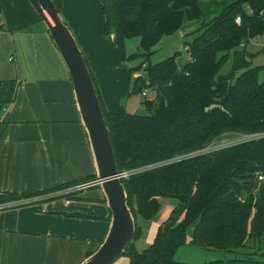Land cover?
<instances>
[{
    "label": "trees",
    "instance_id": "trees-1",
    "mask_svg": "<svg viewBox=\"0 0 264 264\" xmlns=\"http://www.w3.org/2000/svg\"><path fill=\"white\" fill-rule=\"evenodd\" d=\"M202 1L214 0H103L102 34H115L121 61L145 57L147 78L138 76L129 94L146 89L154 93L143 95L148 114L131 113L124 106L108 111L84 57L118 168L134 171L122 179L136 226L124 253L130 264H264V251L204 263L175 260L187 243L233 251L264 240V135L200 152L226 133H264V80L259 79L264 67L253 66L249 60L253 53L246 50L251 40L264 35V0H224L227 5L221 13L203 21L201 33L186 42L190 59L183 67L178 65V52L151 61L163 37L175 35L186 20L202 19ZM53 2L60 13L61 0ZM0 5L9 31L40 20L27 0H0ZM132 37L140 38L144 53L126 54L125 40ZM231 56L232 68L222 73ZM94 179L92 175L23 197ZM162 198L178 203L153 242L140 251L135 246L142 237L137 221L156 217Z\"/></svg>",
    "mask_w": 264,
    "mask_h": 264
},
{
    "label": "crops",
    "instance_id": "crops-1",
    "mask_svg": "<svg viewBox=\"0 0 264 264\" xmlns=\"http://www.w3.org/2000/svg\"><path fill=\"white\" fill-rule=\"evenodd\" d=\"M1 14L0 264H81L110 231L103 189L23 195L97 176L90 139L43 22L9 31ZM60 16L94 71L105 108L118 111L126 79L115 34H102L103 0H61ZM137 222L148 237L152 224Z\"/></svg>",
    "mask_w": 264,
    "mask_h": 264
},
{
    "label": "water",
    "instance_id": "water-1",
    "mask_svg": "<svg viewBox=\"0 0 264 264\" xmlns=\"http://www.w3.org/2000/svg\"><path fill=\"white\" fill-rule=\"evenodd\" d=\"M45 25L70 77L81 121L89 136L99 186L111 211L110 231L100 247L81 264H112L125 253L135 234V219L120 177L110 130L89 66L53 0H27ZM1 10V5H0Z\"/></svg>",
    "mask_w": 264,
    "mask_h": 264
},
{
    "label": "rangeland",
    "instance_id": "rangeland-1",
    "mask_svg": "<svg viewBox=\"0 0 264 264\" xmlns=\"http://www.w3.org/2000/svg\"><path fill=\"white\" fill-rule=\"evenodd\" d=\"M226 5L227 2L224 0L202 1L201 6L204 13L202 19L194 22H188L186 20L182 28L175 35L163 37L162 40L154 47L155 52L154 54L151 55V61L153 63H156L178 52L180 54L177 58V62L180 68L183 67L189 60V54L186 50V42L193 41L201 33L202 22L210 21L212 18L219 15ZM0 19H2V14L0 16ZM124 50L127 55L141 54L145 52L140 45L139 37H132L126 39L124 43ZM246 50L247 52L253 53V56L249 57V60L252 62L253 66L264 67V35H261L260 37L251 40V42L247 45ZM7 57H10L11 63H13V56L11 54H8ZM143 62H145V57L141 55H139L135 59H127L126 61H121V59L118 58L119 66L125 72V79H126V87H125L126 95L123 98L122 106H124V108L127 111L136 114H148V111L145 105L143 104V99H144L143 94L141 93H131L129 95L127 94L129 91L132 90L134 81L138 76L141 75L147 78L145 72L146 64H144ZM232 64H233V58L231 56L229 61L222 68L221 72L228 73L232 68ZM137 66L139 70L137 71L133 70V68H136ZM259 79L260 81L264 80V69L260 71ZM6 83L7 85L9 84L8 82ZM153 96L154 93L152 91H148V97H153ZM262 135L263 134L246 135L241 133H226L223 136L215 139L200 152H208V151L216 150L222 147L234 145L243 141L257 138ZM87 182H91L92 184H90V186L86 187L85 189L100 187L99 185H94L93 180ZM77 184H74L73 186L61 188V189H65L63 191V193L65 192L64 195L69 196L78 193L79 191H82V189L79 190L75 188ZM161 202H162V206L156 217H154L151 220L143 219L144 221H149V224L150 223L152 224L153 229L151 231L149 230L148 237L142 236L141 238L135 240V246L140 251L148 247L153 242L157 228L169 219L174 207L178 203V201L173 198H162ZM191 234H192V228L188 230V241L191 238ZM248 244L250 246L249 249L241 248V249L229 251V250H219V249H206L187 243L178 249L175 255V260L177 262H183V263H204L217 259L227 260L236 256H243L245 253H249V251L254 252L256 254H259L264 251V240L260 241L255 245H253L252 242H249ZM112 264H130L129 257L123 254Z\"/></svg>",
    "mask_w": 264,
    "mask_h": 264
},
{
    "label": "built area",
    "instance_id": "built-area-1",
    "mask_svg": "<svg viewBox=\"0 0 264 264\" xmlns=\"http://www.w3.org/2000/svg\"><path fill=\"white\" fill-rule=\"evenodd\" d=\"M248 11L251 13V12H252V9L248 8ZM236 21H237V22H240V21H241V17L238 16L237 19H236ZM242 46H243V45H242ZM189 59H190V57H189ZM142 94H143V95H147V94H148V90H147V89L144 90ZM253 135H256V134H253ZM263 135H264V133H263ZM263 135H262V136H263ZM133 172H134V171H122L121 174H120V177H121V179H123V178H128L129 175L132 174ZM90 181H92V180H90ZM93 183H94V185H99L98 181H96L95 179L93 180ZM90 184H92V183H91V182H87V181H85V182H80V183H78V184L75 186V188H76V189H79V190H81V189L83 190V189H85L86 187H89Z\"/></svg>",
    "mask_w": 264,
    "mask_h": 264
}]
</instances>
